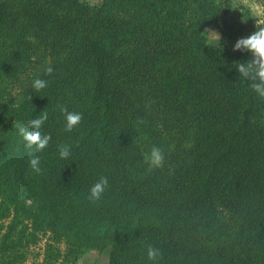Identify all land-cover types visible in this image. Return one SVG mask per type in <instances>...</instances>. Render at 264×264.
I'll return each mask as SVG.
<instances>
[{
    "label": "trees",
    "instance_id": "1",
    "mask_svg": "<svg viewBox=\"0 0 264 264\" xmlns=\"http://www.w3.org/2000/svg\"><path fill=\"white\" fill-rule=\"evenodd\" d=\"M218 26L222 52L203 33ZM257 27L264 18L234 0H0V74L15 90L0 101V264H25L41 244L36 264L92 252L106 264H264V100L235 69L251 53L233 51ZM57 105L83 114L71 132ZM44 110L51 140L35 173L15 124ZM161 125L193 146L163 148L164 168L149 170L137 128ZM148 245L162 258L148 260Z\"/></svg>",
    "mask_w": 264,
    "mask_h": 264
},
{
    "label": "clouds",
    "instance_id": "2",
    "mask_svg": "<svg viewBox=\"0 0 264 264\" xmlns=\"http://www.w3.org/2000/svg\"><path fill=\"white\" fill-rule=\"evenodd\" d=\"M203 33L206 35L208 47L220 49V52L223 51V46L221 44L222 37L218 31L206 28ZM233 51H246L251 53L252 59L248 62H237V67L235 69L239 76L250 82L249 87L264 100V27H257V30L249 36L238 39L233 47ZM52 72V67L45 69L46 75H51ZM32 86L39 92L48 86V81L37 78L34 80ZM29 98L31 99V96ZM57 109L63 114L65 119L64 131L71 132L81 123L83 118L82 113L71 112L65 105H57ZM48 118V112L44 110L41 111L36 118L30 119L26 123L15 124L19 135L25 142L30 168L35 173L41 172L40 156L38 153L46 149L51 140V135L45 134L42 131ZM137 123L143 124L146 123V121L143 118H139ZM58 152L62 159H67L71 154L70 147L67 144L58 146ZM146 160L149 164V170L162 167L165 160L163 150L159 146H153ZM107 187L108 178L106 176H101L90 188L88 199L93 202L99 201ZM147 258L150 261H157L162 258V253L160 249L148 245Z\"/></svg>",
    "mask_w": 264,
    "mask_h": 264
},
{
    "label": "rangeland",
    "instance_id": "3",
    "mask_svg": "<svg viewBox=\"0 0 264 264\" xmlns=\"http://www.w3.org/2000/svg\"><path fill=\"white\" fill-rule=\"evenodd\" d=\"M234 1L249 8L253 13L254 18H256L257 20H261L264 18V0ZM243 14H246V12L243 11ZM243 18H245L244 15ZM215 31H218L220 33V27H215ZM3 41H6V38L0 36V43ZM5 89H11V91L13 92L15 91L13 86L0 74V101H3L7 97V92L5 91ZM137 132L145 159L150 155V151L153 146H159L162 150L165 147H169L171 150L177 152L180 151V149H190L193 146V138L189 131H187L186 133H177L175 131H168L166 127H162L161 125V127L152 128L138 127ZM162 168H164V164L158 169ZM42 245L43 244H41L39 247H43ZM39 247H36V249H34V252L30 254L29 259L25 264H36L41 261V257H39L38 252H41L42 250ZM107 261V254L98 255L97 253L92 252L85 255L78 264H106Z\"/></svg>",
    "mask_w": 264,
    "mask_h": 264
}]
</instances>
